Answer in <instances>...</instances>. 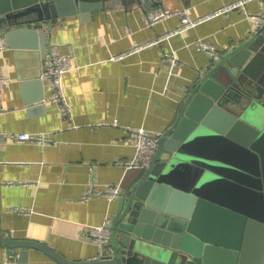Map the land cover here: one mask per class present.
Returning <instances> with one entry per match:
<instances>
[{"label": "crops", "instance_id": "obj_1", "mask_svg": "<svg viewBox=\"0 0 264 264\" xmlns=\"http://www.w3.org/2000/svg\"><path fill=\"white\" fill-rule=\"evenodd\" d=\"M230 1L147 0L123 5L113 0L100 10L64 8L56 22L44 25L45 50L52 46L56 53L73 56V67L63 76L70 115L48 99L51 88L39 78L44 60L40 49L1 39L0 73L9 82L0 91V130L50 138L38 144L0 137V226L5 236L42 242L70 260L100 254L104 247L84 233L85 224L104 222L111 228L118 196L83 200L82 195L89 183L121 188L128 170L123 162L133 153L125 127L165 130L192 83L220 55L246 40L255 24L238 7L121 59L111 56L133 43L155 40L179 24V16L173 15L147 25L145 13L159 5L185 7L196 17ZM263 4L264 0H250L245 5L255 12ZM201 40L213 46V54L201 49ZM19 249L9 255L1 245L0 264H61L34 247L25 248V257L19 258Z\"/></svg>", "mask_w": 264, "mask_h": 264}, {"label": "water", "instance_id": "obj_2", "mask_svg": "<svg viewBox=\"0 0 264 264\" xmlns=\"http://www.w3.org/2000/svg\"><path fill=\"white\" fill-rule=\"evenodd\" d=\"M113 0H0V39L45 53L44 25ZM143 4L147 0H120ZM61 264H264V24L188 89L144 168L126 171L100 254L70 260L42 242L5 236Z\"/></svg>", "mask_w": 264, "mask_h": 264}, {"label": "built area", "instance_id": "obj_3", "mask_svg": "<svg viewBox=\"0 0 264 264\" xmlns=\"http://www.w3.org/2000/svg\"><path fill=\"white\" fill-rule=\"evenodd\" d=\"M250 0H233L228 3H225L210 12L205 14L192 17L189 15L187 8H169L165 6H157L144 15V20L147 25H152L159 20L168 18L173 15H178L180 18L179 24L173 29L163 33L158 38L152 41L143 42V43H133L131 48L125 52L111 56V59H121L125 55L138 51L149 44L158 42L165 37H168L172 34L178 33L185 28L196 26L197 24L216 16L218 14L227 12L229 10L242 7L244 13L247 16H250L254 20L255 29L260 28L264 24V4L260 7L259 10L255 12H249L246 8V2ZM3 44V41L0 39V45ZM201 49L206 50L207 52L213 54V46L206 41L201 40L199 42ZM171 60L176 63L175 57L170 56ZM73 56L71 52L65 54L56 53L52 46L48 47L44 53V60L41 65V70L39 78L42 82L48 84L51 88V95L48 98L50 101L57 102L61 107L62 111L66 115H70V105L65 97L63 76L64 73L73 67L72 62ZM9 82V78L0 73V91ZM2 112V106L0 104V114ZM116 123V122H114ZM125 130L128 133V139L131 141L133 146V153L130 158L123 162V165L126 169L130 168H144L149 166L158 146V139L163 133V131H149L143 126H126ZM0 137L10 138L16 141L23 142H34L38 144H45L50 141V138L43 133L38 132H12V131H1ZM9 183L11 181L9 180ZM121 191L119 185L110 184L107 186H97L92 183H89L85 189L82 199L86 200L92 195H103L108 200H112L117 197ZM20 211H24L21 208H17ZM84 233L89 235L92 241L101 247H104L108 242L111 235V228L106 225L104 222L100 224H85Z\"/></svg>", "mask_w": 264, "mask_h": 264}]
</instances>
